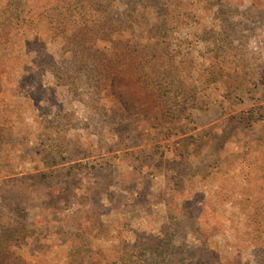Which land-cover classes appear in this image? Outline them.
Instances as JSON below:
<instances>
[{
	"label": "rangeland",
	"instance_id": "obj_1",
	"mask_svg": "<svg viewBox=\"0 0 264 264\" xmlns=\"http://www.w3.org/2000/svg\"><path fill=\"white\" fill-rule=\"evenodd\" d=\"M63 1L0 0V27L14 17L0 94V249L22 264H264V0H82L109 22L86 35L84 52L72 25L47 21L75 0ZM165 20L178 29L155 40ZM146 46L157 52L146 49L132 83L159 91L161 54L196 90L172 134L150 101L124 106L109 89ZM107 52L111 74L84 68ZM214 68L223 82L209 86ZM88 164L109 188L96 196L80 188ZM38 173L50 188L34 187Z\"/></svg>",
	"mask_w": 264,
	"mask_h": 264
},
{
	"label": "trees",
	"instance_id": "obj_2",
	"mask_svg": "<svg viewBox=\"0 0 264 264\" xmlns=\"http://www.w3.org/2000/svg\"><path fill=\"white\" fill-rule=\"evenodd\" d=\"M67 0H64L63 2H66ZM157 3H160L162 0H150ZM164 2V1H163ZM162 2V3H163ZM182 0H178V5ZM82 0H75L73 3H70L68 8L65 7L57 8L55 10L56 14L51 15V13H46L47 21L50 23V25L53 28H56L57 30L61 28H65L67 26L72 25L74 32L69 38L71 41V44L74 45L76 48H79L80 50L84 52L85 49H88L86 47L85 39L87 34L94 33L100 34L101 32H105L106 29L109 28V22L104 14V12H99L97 16H94L93 14L86 13L84 9V6L82 5ZM165 4L172 5L176 4V0H165ZM169 9V7H167ZM5 15H8V12H4ZM54 13V12H52ZM12 14V13H11ZM6 15L5 18H8ZM6 24L2 25L0 27V94L4 90L5 83L3 82V75L6 72V66H5V55L9 51V48L12 44V41L14 40V34L12 27L14 26V17L11 15L8 20H6ZM163 26H158L157 29H154L156 34L155 40H160L163 36L166 37L167 34L173 32L175 29H178V27H173V24L169 21L162 22ZM66 32H68V28L65 29ZM139 30V28H138ZM142 32V30H140ZM156 48L159 49L158 45H156ZM146 49H151L150 46H146L145 48L141 49L135 54H138V56L134 57L133 64L126 66L125 75H123L121 72H118V75H114L112 79V84L110 85L109 89L111 91V94L116 97L120 102L124 104V106H127L128 103H133L138 100L145 101L148 100L151 102L150 106V112L152 111L153 115L155 116L156 121H164L166 125L164 126V129L168 131L169 134H172L175 132L176 124L178 121H180L182 118L186 119L184 117V106L185 104H188L190 99H194L196 93L192 90V87H188V83L185 82L179 74H177V70L173 69L171 66H166L164 63L163 56L155 55L153 60H157L156 65L158 67V74L156 77L153 78L155 80L157 85H160L159 91H156V88L154 87H146L144 84L137 85L136 83H132L131 80H135V72L139 70V73L141 71L145 70L149 63V59L147 57ZM157 49H151V51L157 52ZM150 54V53H149ZM114 57L111 55L110 52H107V54H104V56L99 61H94L93 65L89 64L88 61L85 63V69H89L94 74H99L102 77H105L107 73L111 74V70H116V62L113 60ZM174 60V59H173ZM108 61V64L106 63ZM82 62H85L82 60ZM173 63V61H171ZM163 68V71L161 70ZM135 70V72H134ZM163 75L162 77V74ZM179 73V72H178ZM108 80V78H107ZM223 82V75L222 72L218 68H214L210 72V76L207 78L206 83L209 86L216 85L218 83ZM165 92H163V91ZM169 91V93L167 92ZM167 92V93H166ZM195 94V95H194ZM180 100L179 103H177V100ZM182 108L181 112L178 113L176 110V107ZM0 117H2V111L0 110ZM178 119V120H177ZM188 120V119H186ZM3 120H0V134L2 135L3 132L6 130V125L8 123V117H6L4 123ZM3 136L4 133H3ZM194 141V137H186L185 139H182L180 141V144L182 145H190L188 142ZM201 139H197V142L194 141L193 143L196 145H199ZM159 145H156L153 147L150 151L152 154L156 155L158 154V150L161 149ZM147 152V151H146ZM143 154V152H140ZM147 162V161H146ZM146 162H143V165L146 164ZM112 166L109 165V163L106 165V169L110 172ZM86 172H83L82 175H85L86 177H83L81 179V185L80 188H84V184H86L88 188V192L94 196H96L99 192H102L104 190L109 189L108 186L104 185L101 186V182L103 181V178L101 179V175L104 172L103 168H99V166L89 164L85 167ZM142 172V171H141ZM93 177L92 182L87 177ZM52 177L49 176L48 173H38L33 176H31V179L34 181L35 188L39 187H45L46 189L51 187L52 184ZM23 180V179H22ZM96 180V181H95ZM100 186V187H99ZM86 188V187H85ZM67 190H64L60 195L64 196L66 194ZM48 195V194H47ZM46 195V196H47ZM91 195V196H92ZM49 196L50 193H49ZM48 196V197H49ZM60 196V197H61ZM20 237L19 233L16 232L14 234L10 235V238H18ZM0 264H22V259L15 256V254H12L8 248H1L0 249Z\"/></svg>",
	"mask_w": 264,
	"mask_h": 264
}]
</instances>
